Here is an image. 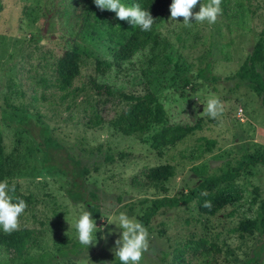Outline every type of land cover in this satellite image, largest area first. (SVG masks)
Segmentation results:
<instances>
[{
    "label": "rangeland",
    "instance_id": "374dc122",
    "mask_svg": "<svg viewBox=\"0 0 264 264\" xmlns=\"http://www.w3.org/2000/svg\"><path fill=\"white\" fill-rule=\"evenodd\" d=\"M209 2L200 0L201 5ZM90 4L94 0H0L3 180L15 186L13 203L19 198L28 205L18 229L40 233L39 246L29 256L59 250L62 254L54 264H113L121 232L112 224L113 216L123 212L137 219L149 200L178 196L204 178L230 171L244 155L264 154L262 96L235 76L258 39L264 38V0H221L222 14L211 25L192 20L190 27L185 26L182 17L169 23V15L156 27L166 40L168 59L144 48L119 66L111 64L103 74L95 72L94 60L111 62L112 50L133 26L118 20L114 12L98 9L79 31V15ZM72 49L79 54L72 86L83 89L69 98L57 89L55 68ZM205 65L213 80H193ZM256 70L264 80V52ZM183 75H189L195 86H185ZM91 78L126 94L157 96L167 123L183 126L187 133L161 150L150 147V134L123 136L110 126L122 104L96 97L86 87ZM213 97L224 107L216 119L206 114L207 101ZM21 109L36 114L86 168L79 188L82 202L68 199L69 177L58 171H33L41 154L18 124ZM95 113L102 123L90 127L87 119ZM165 166L171 175L153 184L146 173ZM223 191L213 214L197 210L194 203L158 212L146 226L149 252L140 264H243L252 244L253 212L264 199V167L247 168ZM88 204L97 208L93 220L103 229L97 230V242L89 248L79 243L75 229ZM240 223L247 226L239 230ZM0 264H11L1 247Z\"/></svg>",
    "mask_w": 264,
    "mask_h": 264
},
{
    "label": "trees",
    "instance_id": "16d2710c",
    "mask_svg": "<svg viewBox=\"0 0 264 264\" xmlns=\"http://www.w3.org/2000/svg\"><path fill=\"white\" fill-rule=\"evenodd\" d=\"M172 0H125L127 6L139 4L142 10L150 12L155 20L150 31H141L133 27L129 35L116 45L111 52V62L94 60V69L98 74H103L111 64L119 66L123 61L128 60L136 52L148 48L156 56L165 59L167 47L166 40L156 31V27L169 15V6ZM98 13L95 4L85 6L79 15V31H84L91 15ZM264 38L260 37L255 43L249 55L246 56L242 66L235 73L238 78L247 81L253 89L262 96L264 107V80L256 70V64L263 59ZM79 54L72 49L56 62L55 73L57 75V89L62 92V97L74 98L82 91L83 87H73L72 81L78 75ZM193 80H213L208 78V65L199 69L193 76ZM189 75H183L181 81L185 86L193 87L194 83ZM88 87L96 97L116 99L122 107L110 122L115 130L123 136L150 134L149 145L152 149L161 150L168 148L180 141L188 129L180 125H169L162 108L158 102V97L150 92L141 95L126 94L115 90L107 84L99 83L95 79H87ZM20 112L23 116L18 122L22 130L35 142V148L41 154L39 167L34 168V172L50 173L58 171L62 175L70 178L69 188L66 194L71 203L82 202L80 195V182L87 174V170L79 160L73 158L56 138L52 132L40 124L36 114L29 113L25 109ZM88 126L98 127L102 119L95 113L87 119ZM264 167V154L244 155L230 171H225L219 176L207 177L202 179L196 186L178 196H162L148 201V206L136 219L145 227L151 219L162 210L175 209L178 206H185L194 203L197 210L204 213L213 214L219 208L218 201L222 199L223 190L231 187L234 180L249 167ZM6 173V156L0 134V181H3ZM171 175L168 166L162 167L161 171L154 170L146 173L147 178L153 184L165 181ZM236 194V193H235ZM93 198V197H92ZM205 202H211V207H205ZM87 211L92 214V219H97V208L91 204L86 205ZM246 223L239 224V230H243ZM252 234V244L245 255L243 264H261L264 257V199L256 205L252 223L250 224ZM40 233L33 229H18L11 234L0 231V247L7 251L11 264H54L61 256V251L51 254L48 252L29 256L31 250L39 246ZM77 243L72 244L76 249ZM113 264H120L118 258Z\"/></svg>",
    "mask_w": 264,
    "mask_h": 264
},
{
    "label": "clouds",
    "instance_id": "9594fccd",
    "mask_svg": "<svg viewBox=\"0 0 264 264\" xmlns=\"http://www.w3.org/2000/svg\"><path fill=\"white\" fill-rule=\"evenodd\" d=\"M95 6L103 10L114 12L120 21H127L133 27H139L141 31H150L154 19L147 10H142L139 4L127 6L121 0H94ZM200 5L199 11L194 13L193 9ZM221 0H210L206 5H201L200 0H172L169 6V23L175 22L177 18H183L185 26H191L192 20L208 24H214L222 14ZM166 25V24H165ZM224 111L223 103L218 97L207 101V115L216 119ZM15 186H9L7 179L0 181V230L11 234L19 228V218L25 212L28 205L23 199L15 198L13 195ZM205 207H211L210 202H205ZM111 207V205H109ZM113 223L121 230L120 238L115 241L114 256L120 264H140L143 255L149 252V233L147 228L126 213L113 216ZM75 229L77 238L82 246L89 248L96 244V233L103 231L96 227L92 214L83 211L76 219Z\"/></svg>",
    "mask_w": 264,
    "mask_h": 264
}]
</instances>
